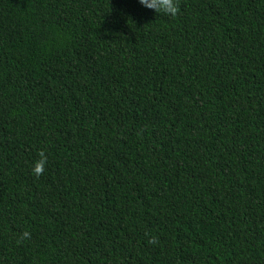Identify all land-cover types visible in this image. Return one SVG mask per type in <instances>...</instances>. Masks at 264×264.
Wrapping results in <instances>:
<instances>
[{"label": "trees", "instance_id": "16d2710c", "mask_svg": "<svg viewBox=\"0 0 264 264\" xmlns=\"http://www.w3.org/2000/svg\"><path fill=\"white\" fill-rule=\"evenodd\" d=\"M180 7L0 0V264H264V0Z\"/></svg>", "mask_w": 264, "mask_h": 264}, {"label": "clouds", "instance_id": "9594fccd", "mask_svg": "<svg viewBox=\"0 0 264 264\" xmlns=\"http://www.w3.org/2000/svg\"><path fill=\"white\" fill-rule=\"evenodd\" d=\"M139 3L148 9L154 10L158 15L163 14L172 18H176L181 12L180 0H139ZM47 165L48 155L45 150H40L38 152V159L32 165V174L36 178L41 177L44 174ZM30 238L31 233L29 231H24L17 243ZM154 242H156L155 237L149 240V243Z\"/></svg>", "mask_w": 264, "mask_h": 264}]
</instances>
